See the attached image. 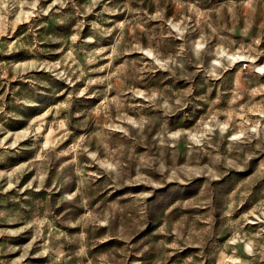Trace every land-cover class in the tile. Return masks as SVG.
Segmentation results:
<instances>
[{
	"label": "rangeland",
	"instance_id": "1",
	"mask_svg": "<svg viewBox=\"0 0 264 264\" xmlns=\"http://www.w3.org/2000/svg\"><path fill=\"white\" fill-rule=\"evenodd\" d=\"M0 264H264V0H0Z\"/></svg>",
	"mask_w": 264,
	"mask_h": 264
}]
</instances>
